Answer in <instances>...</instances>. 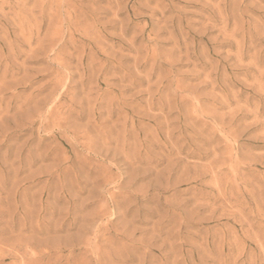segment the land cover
<instances>
[{"label":"rangeland","instance_id":"rangeland-1","mask_svg":"<svg viewBox=\"0 0 264 264\" xmlns=\"http://www.w3.org/2000/svg\"><path fill=\"white\" fill-rule=\"evenodd\" d=\"M0 264H264V0H0Z\"/></svg>","mask_w":264,"mask_h":264},{"label":"bare ground","instance_id":"bare-ground-1","mask_svg":"<svg viewBox=\"0 0 264 264\" xmlns=\"http://www.w3.org/2000/svg\"><path fill=\"white\" fill-rule=\"evenodd\" d=\"M70 18V17H69ZM88 247V246H87Z\"/></svg>","mask_w":264,"mask_h":264}]
</instances>
